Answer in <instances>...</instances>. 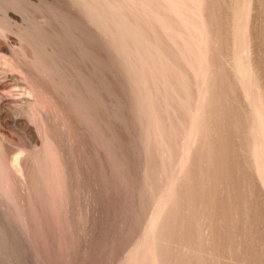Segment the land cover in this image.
Wrapping results in <instances>:
<instances>
[{
    "label": "rangeland",
    "instance_id": "obj_1",
    "mask_svg": "<svg viewBox=\"0 0 264 264\" xmlns=\"http://www.w3.org/2000/svg\"><path fill=\"white\" fill-rule=\"evenodd\" d=\"M0 51V264H264V0H0Z\"/></svg>",
    "mask_w": 264,
    "mask_h": 264
},
{
    "label": "bare ground",
    "instance_id": "obj_2",
    "mask_svg": "<svg viewBox=\"0 0 264 264\" xmlns=\"http://www.w3.org/2000/svg\"><path fill=\"white\" fill-rule=\"evenodd\" d=\"M77 1V3H80V0H76ZM89 5V4H88ZM91 10V9H90ZM93 14H94V12H93ZM8 19V18H7ZM94 20V19H93ZM95 22V21H94ZM15 26V25H14ZM92 29V28H91ZM31 30V29H30ZM33 31V30H32ZM6 33V32H5ZM30 33V32H29ZM96 33V32H95ZM32 34V33H31ZM3 51H5V49L3 48ZM51 51V50H50ZM1 52V51H0ZM1 54V53H0ZM152 54V53H151ZM40 61V60H39ZM44 62V61H43ZM55 62V61H54ZM61 67V66H60ZM55 68V67H54ZM46 69V68H45ZM59 71V70H58ZM61 72V71H60ZM54 73V72H53ZM23 74V73H22ZM13 77V76H12ZM15 78V77H14ZM18 78V77H17ZM16 80V79H15ZM16 81H18V80H16ZM17 82H15V84H16ZM19 83H20V81H19ZM62 85V84H61ZM17 86H18V84H17ZM20 86V85H19ZM94 88V87H93ZM29 91V90H28ZM29 92H31V91H29ZM29 92H27V93H29ZM93 92V91H92ZM29 95H31V93H29ZM200 98V97H199ZM27 100V99H26ZM28 100H30V99H28ZM198 101H200V100H198ZM27 102V101H26ZM8 106L5 108L6 110H7V112H8V114L9 113H11V112H13V108H11V106H10V104H7ZM10 107V108H9ZM197 109H198V107H197ZM196 109V110H197ZM22 110V109H21ZM19 112H21V111H19ZM196 113H198L197 111H196ZM7 114V115H8ZM17 113H12V115H9V116H15ZM195 114V113H194ZM7 115H5V116H7ZM196 115V114H195ZM198 115V114H197ZM196 115V116H197ZM8 117V116H7ZM9 118V117H8ZM12 119V123L14 124V125H20V120H18L19 118H16V116L15 117H12L11 118ZM196 119H198V118H196ZM11 121V120H10ZM194 122H195V119L193 120ZM192 121V122H193ZM194 122L192 123V124H194ZM196 122H197V120H196ZM196 122H195V124H196ZM195 124H194V126H195ZM193 126V125H192ZM193 129H194V127H193ZM193 129H191L190 128V131L192 130V133H194V131H193ZM39 130V129H38ZM25 131H26V133L29 135V137H30V140L31 139H33V132H32V130L29 128V127H26L25 128ZM192 133H191V135H192ZM188 135V134H187ZM193 136V135H192ZM186 137V136H185ZM201 137V136H200ZM188 138L189 137H187V139L186 140H188ZM29 140V139H28ZM30 144H31V142H30ZM184 144H185V141H184ZM189 150H190V148H189ZM183 153H185V152H183ZM183 155V154H182ZM185 155V154H184ZM182 158V157H181ZM182 160V159H181ZM182 162H184V160L182 161ZM180 164H182V163H180ZM179 164V165H180ZM183 166V165H182ZM180 167V166H179ZM20 168V167H19ZM181 168H184V167H181ZM180 168V169H181ZM180 171V170H179ZM23 173V172H22ZM181 176V175H180ZM23 178V177H22ZM177 181V180H176ZM177 183V182H176ZM174 184V183H173ZM172 186V185H171ZM171 188V187H170ZM170 190V189H169ZM174 190V189H173ZM171 191V190H170ZM169 191V192H170ZM168 194V193H167ZM167 197V196H166ZM170 199V198H169ZM163 201V200H162ZM164 201H166V200H164ZM160 203V202H159ZM158 204V203H157ZM172 204V203H171ZM156 206H158V205H156ZM164 207V206H163ZM157 209V208H156ZM156 217V216H155ZM152 216H151V218L148 220V222L145 224V228H144V231H146L147 233H149V231L151 230V229H153V222H152ZM159 220V219H158ZM150 227H151V229H150ZM151 231H154V230H151ZM153 234H155V233H153ZM147 235V234H146ZM153 237H155V236H153ZM154 241V240H153ZM155 242V241H154ZM157 243H155V245H156ZM157 247V246H156ZM142 249V248H141ZM154 249V248H153ZM137 250V249H136ZM139 250V249H138ZM144 251V250H143ZM155 251V250H154ZM134 252H132L131 253V255L128 257L129 258V260H130V262L129 263H131V264H135V263H137L136 261H137V259L136 258H134L133 256H135V254H136V252H135V254H133ZM145 253V252H144ZM155 254V253H154ZM142 255V254H141ZM137 256V255H136ZM141 257V256H140ZM139 258V257H138ZM127 259V258H126ZM154 260H156V259H154ZM126 261V260H125ZM141 261V260H140ZM153 262V261H152ZM155 263V262H154Z\"/></svg>",
    "mask_w": 264,
    "mask_h": 264
}]
</instances>
